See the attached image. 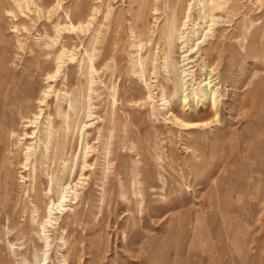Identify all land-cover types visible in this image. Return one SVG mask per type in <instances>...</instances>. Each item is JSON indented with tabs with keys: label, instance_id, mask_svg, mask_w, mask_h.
I'll list each match as a JSON object with an SVG mask.
<instances>
[{
	"label": "bare ground",
	"instance_id": "obj_1",
	"mask_svg": "<svg viewBox=\"0 0 264 264\" xmlns=\"http://www.w3.org/2000/svg\"><path fill=\"white\" fill-rule=\"evenodd\" d=\"M99 1L0 0V221L8 233L0 241V264H54V255L59 264H74L85 250V231L105 227L106 205L134 215L148 195L160 200L177 193L181 182L171 187L163 173L177 163L176 151L166 156L161 131L148 120L161 115L171 135L174 127L188 129L194 142L208 135L195 129L206 130L219 117L221 85L208 59L223 51L225 39L244 46L257 28L247 24L242 0H126L124 11L109 2L101 10ZM60 9L62 16L38 27L28 42L30 22ZM119 27L130 31L126 66ZM73 65L76 76L69 74ZM116 70L125 71L127 85L114 82ZM105 90L112 102L102 114ZM203 112L212 120L197 119ZM219 166L202 180H209L210 194L218 183L227 186L213 177ZM249 176L244 170L234 182L238 193L261 186ZM251 196L261 203L257 193ZM169 198L183 202L180 195ZM207 208L206 201L197 221ZM107 247L108 239L97 235L87 264H100Z\"/></svg>",
	"mask_w": 264,
	"mask_h": 264
},
{
	"label": "rangeland",
	"instance_id": "obj_2",
	"mask_svg": "<svg viewBox=\"0 0 264 264\" xmlns=\"http://www.w3.org/2000/svg\"><path fill=\"white\" fill-rule=\"evenodd\" d=\"M242 1L246 4L243 10L247 13V24H252L250 29L254 26L257 28L247 34L244 46H240L237 38L225 39L223 51L208 59L221 85L218 119L211 121L206 130L195 128L202 132L208 131V135L201 134L199 140L194 142L193 136L189 132L187 134L188 129L174 127L171 135L168 131L171 123H165L161 115H158V119L148 118V126L157 127L162 133L166 156L171 158L172 148L176 151L177 163L167 165L163 173L169 177L171 187H177L178 181L181 182L182 188L169 197L180 195L183 202L172 201L169 197L155 200L148 195L134 215L125 207L114 210V203L106 205L107 216H102L105 227H100V234L99 230L85 231V250L82 251L81 259L74 264L88 263L91 258L88 248L97 235L108 239L104 258L99 259L100 264H264V29L260 28V22L264 19V0ZM71 2L63 0L62 4L66 6ZM107 2L113 9L121 8L124 11L127 7L126 0H100L101 10L106 8ZM58 11L51 18L42 16L30 22V29L26 33L29 34L28 42L36 40L33 36H37L38 27L50 24L58 17V13L62 16L63 11ZM149 18L153 21L152 17ZM227 32L233 33L234 26H227ZM75 39V51L80 55L83 41L80 37ZM116 39L124 46L125 59L122 62L126 66L130 39L128 28L124 32L119 27ZM75 69L74 65L70 66L69 74L76 76ZM112 79L114 82L124 81L126 85L129 83L124 70H116ZM102 96L104 99L99 100L98 110L105 114L111 107V91L105 90ZM124 103V98L117 100L116 107L120 114H123ZM200 116L197 119L212 120V116L206 112ZM188 144L193 146L186 148ZM149 162L153 163V157L148 154ZM215 163L221 167L215 168L213 177L224 180L227 186L223 184L220 187L218 183L210 194L209 180L206 183L202 180L207 169ZM244 170L250 175V183L254 177L260 178L262 182L258 189L249 185L240 194L234 185L236 180H241ZM223 188L227 191L221 194ZM251 192L260 196L261 203L255 202ZM206 201L210 208L197 221L196 214ZM181 213L184 214L182 223L178 219ZM7 236L6 228L0 221V241ZM242 250H246V256H243ZM242 258L245 259L241 261ZM53 261L59 264L56 255Z\"/></svg>",
	"mask_w": 264,
	"mask_h": 264
}]
</instances>
